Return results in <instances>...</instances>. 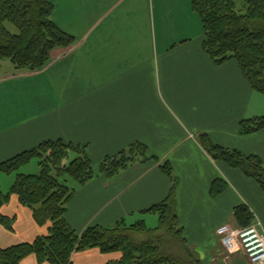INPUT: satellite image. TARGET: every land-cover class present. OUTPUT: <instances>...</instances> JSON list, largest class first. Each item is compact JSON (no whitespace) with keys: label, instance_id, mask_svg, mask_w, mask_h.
<instances>
[{"label":"crops","instance_id":"obj_1","mask_svg":"<svg viewBox=\"0 0 264 264\" xmlns=\"http://www.w3.org/2000/svg\"><path fill=\"white\" fill-rule=\"evenodd\" d=\"M89 4L91 22L79 37L70 34L75 44L53 51L41 72L18 74L8 62L0 64V163L48 140L86 146L94 177L83 186L66 180L74 196L64 217L78 234L154 217L143 211L170 192L171 181L159 169L168 162L177 179L179 224L199 260L213 262L224 253L221 238L233 228L238 205L250 209L252 225L264 236V194L239 171L214 162L198 140L204 134L215 145L255 155L264 164V130L238 134L241 121L264 117V96L250 89L234 61L215 67L204 55L198 17H167L156 24L146 0ZM134 143L145 145L158 163L105 179L100 174L105 157ZM214 180L228 187L210 199ZM0 215L15 219L13 232L0 226V249L47 234L15 195ZM119 258L85 250L74 253L70 263L109 264ZM20 264L37 261L29 256Z\"/></svg>","mask_w":264,"mask_h":264},{"label":"trees","instance_id":"obj_2","mask_svg":"<svg viewBox=\"0 0 264 264\" xmlns=\"http://www.w3.org/2000/svg\"><path fill=\"white\" fill-rule=\"evenodd\" d=\"M238 1L245 5L244 14H238L234 0H193L191 11L201 23L204 55L215 67L234 61L250 89L264 96V0ZM54 10L52 0H0V64L8 62L18 74L41 72L49 65L53 51L73 46L76 40L55 25ZM238 127L239 136L254 135L264 130V117L245 119ZM198 140L214 162L239 171L264 194V164L259 157L221 148L204 134ZM34 160L39 174H19ZM67 160L70 162L65 164ZM151 162L158 163V159L148 154L145 145L134 143L105 157L100 174L109 179L129 167ZM159 169L170 179L171 190L162 202L143 211L158 217L155 229H148L142 221L128 226L120 220L108 228L87 227L78 234L64 217L74 196L66 180L83 186L94 177L86 146L48 140L0 163V175L15 174L9 192L0 190V212L15 195L22 207L31 210L34 222L47 229L46 235L31 243L0 249V264H20L29 256H34L37 264H71L74 253L85 250L120 256L109 264H200L179 224L173 168L165 162ZM227 187L223 181L214 180L210 199L221 196ZM232 218L234 229L249 228L255 222L250 209L243 205L233 209ZM14 220L0 215V226L13 232ZM136 236L145 239L137 242Z\"/></svg>","mask_w":264,"mask_h":264},{"label":"rangeland","instance_id":"obj_3","mask_svg":"<svg viewBox=\"0 0 264 264\" xmlns=\"http://www.w3.org/2000/svg\"><path fill=\"white\" fill-rule=\"evenodd\" d=\"M137 1V0H133ZM145 1V0H139ZM149 2V10L147 7L148 13H151L152 22L155 20L156 24L158 20H166L167 17L170 20V17H174L177 20H180L179 17L181 15H194V18H197V15L191 11V4L193 0H146ZM91 0H52L53 5L55 6L54 13L52 15V19L55 25L61 29L63 32L65 31L68 34H73L75 37H79L83 31L82 26L87 24V22H91L93 19V15L89 13L91 10L90 3ZM236 5V11L238 14H244L246 12L245 5L238 0H234ZM148 6V5H147ZM198 19V18H197ZM199 20V19H198ZM200 23V22H199ZM68 31V32H67ZM80 34V35H79ZM79 79V78H78ZM59 97L64 98V94H57ZM48 99H53V94L51 96H47ZM17 101V100H15ZM34 101V100H33ZM70 160L73 158V154L69 157ZM70 160H67L65 164L69 163ZM24 172V173H23ZM39 168L37 167V160H34L29 165L23 167L19 174H39ZM0 175V190L4 194H6L13 182L15 180V174L12 176ZM6 177V178H4ZM7 182V183H5ZM71 182V181H70ZM158 217L155 215L151 216L146 223H144L148 229H155L157 226ZM133 221H127V225H131ZM144 236H136L137 242L144 241ZM225 253V252H224ZM221 254L217 256L213 262H208L207 260L201 261L200 264H247V260L241 254ZM244 257V258H243Z\"/></svg>","mask_w":264,"mask_h":264},{"label":"built area","instance_id":"obj_4","mask_svg":"<svg viewBox=\"0 0 264 264\" xmlns=\"http://www.w3.org/2000/svg\"><path fill=\"white\" fill-rule=\"evenodd\" d=\"M221 245L226 254H241L249 264H264V236L254 225L229 228L222 235Z\"/></svg>","mask_w":264,"mask_h":264}]
</instances>
